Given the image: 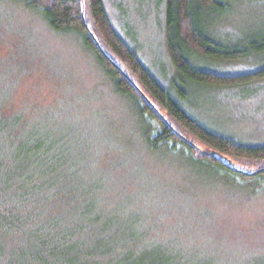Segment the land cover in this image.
<instances>
[{
  "label": "rangeland",
  "instance_id": "1",
  "mask_svg": "<svg viewBox=\"0 0 264 264\" xmlns=\"http://www.w3.org/2000/svg\"><path fill=\"white\" fill-rule=\"evenodd\" d=\"M103 1L144 66L165 87L174 79L185 91L192 117L237 143L264 145V79L246 88L184 85L166 46L164 0ZM220 2L226 9L204 16L203 27L248 55L220 64L194 54L191 63L221 74L264 68V0ZM0 101L2 113L27 124L49 119L69 130L82 153L83 185L100 193V210L137 219L149 242L167 243L190 262L264 264V176L220 170L182 147L152 148L156 123L117 91L96 53L22 0H0Z\"/></svg>",
  "mask_w": 264,
  "mask_h": 264
},
{
  "label": "trees",
  "instance_id": "2",
  "mask_svg": "<svg viewBox=\"0 0 264 264\" xmlns=\"http://www.w3.org/2000/svg\"><path fill=\"white\" fill-rule=\"evenodd\" d=\"M22 1L39 9L55 30L79 35L96 53L117 91L138 101L149 125L156 123L148 138L152 148L166 143L220 170L264 176V145L237 143L192 117L185 91L174 79L172 89L165 87L144 66L114 28L103 0ZM164 5L174 78L202 89L246 88L264 79V68L221 74L191 63L194 54L220 64L248 55L216 42L203 27L204 16L226 9L220 0H164ZM22 119L0 109V264H212L190 262L167 243L149 242L135 218L104 214L100 193L83 185L75 136L49 119L39 125Z\"/></svg>",
  "mask_w": 264,
  "mask_h": 264
},
{
  "label": "water",
  "instance_id": "3",
  "mask_svg": "<svg viewBox=\"0 0 264 264\" xmlns=\"http://www.w3.org/2000/svg\"><path fill=\"white\" fill-rule=\"evenodd\" d=\"M238 170V169H237Z\"/></svg>",
  "mask_w": 264,
  "mask_h": 264
}]
</instances>
